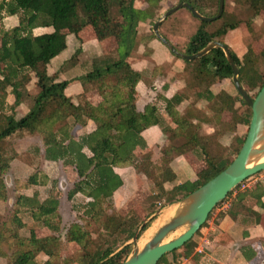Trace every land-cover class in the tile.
Here are the masks:
<instances>
[{
	"label": "trees",
	"instance_id": "trees-1",
	"mask_svg": "<svg viewBox=\"0 0 264 264\" xmlns=\"http://www.w3.org/2000/svg\"><path fill=\"white\" fill-rule=\"evenodd\" d=\"M135 1L0 0V201L8 200L6 176L18 155L11 142L24 133L41 135L48 160L61 159L74 167L78 179L68 197L71 199L83 194L89 200L83 214L84 223L73 222L65 228L57 197L41 200L37 190L32 196L17 194L11 213L6 219L0 216V257L7 258L8 264H38L40 253L47 255L41 264H122L133 244L127 243L118 249L119 235L125 236L126 243L141 227L138 235L141 237L157 218L155 212L158 209L181 200L220 173L232 162L245 141L246 134L239 135L236 131L239 125L249 126L251 107L238 90L234 95L225 89L215 92L212 88L218 81L232 79L233 76V68L221 47L192 60L194 82L191 88H197L196 96L183 111L179 105L190 100L189 94L184 92L171 98L160 96L165 102L164 111L168 117L157 103L147 104L144 110H138L136 87L143 74L133 67L130 57L137 46L139 22L150 17L152 11L137 8ZM181 1L189 2L199 12L208 15L205 7L197 1ZM236 2L247 6L254 16L264 12V0ZM114 5H119L122 20L112 18ZM6 16H17L18 23L6 28L2 22ZM201 22L185 53L203 49L239 25L237 21L225 22L216 30L209 31L206 25L210 22ZM89 24L99 39L114 38L116 46L92 59L88 70L78 77L83 92L78 95V100H74L66 93L70 81L60 79V74L64 69L81 63L78 58L81 48L59 70L50 72V63L67 48L66 31L80 37V32ZM40 27L52 28V31L35 33L34 30ZM249 28H252L250 24ZM152 37L157 38L154 33ZM232 55L240 68L241 84L247 86L249 94L250 90H256L257 94L264 84V74L257 69L259 60L264 59V47L256 50L250 46L242 59L233 51ZM33 79L36 92L31 94L28 85ZM90 90H96L102 97L98 104H93L86 97ZM9 94L14 97L12 103L8 102ZM200 100L206 101L210 113L198 106ZM25 103L29 105L27 113L17 118L18 108ZM226 114H229L228 119ZM90 120L96 125L93 131L79 137L72 133L76 125L85 126ZM204 124L212 125L213 133L201 134ZM153 125L161 127L166 139L157 160L153 159L154 151L142 136V132ZM227 133L235 135L226 155L221 151L219 139ZM190 151L203 161L196 171V179L175 183L177 174L171 163L176 156ZM116 166H132L149 181L151 191L148 199L155 206L154 215L142 216L135 208L123 215L113 209V194L123 184L122 177L114 170ZM39 176V171H35L19 187L45 185L47 177L44 175L39 179ZM249 178L215 206L196 234L208 224L216 209L227 201H230V207L219 213L220 218L226 214L235 217L234 210L239 209L251 211L260 221L259 213L252 211L244 201L250 198L264 208V181L241 189ZM167 183L172 186L167 188ZM24 212H29L36 223L47 227L49 233L39 236L32 227L29 234H22ZM151 214L153 216L146 221ZM93 222L97 225L96 233L104 238L101 243L89 229ZM68 243H75L77 247L63 254ZM194 253L195 242L191 239L180 248L164 254L158 264L177 263L189 256L197 259ZM169 254L173 255L172 261L168 260Z\"/></svg>",
	"mask_w": 264,
	"mask_h": 264
},
{
	"label": "rangeland",
	"instance_id": "rangeland-1",
	"mask_svg": "<svg viewBox=\"0 0 264 264\" xmlns=\"http://www.w3.org/2000/svg\"><path fill=\"white\" fill-rule=\"evenodd\" d=\"M195 1H197L199 4L205 7V11L208 15L214 16V14L218 12V8H219L218 0H195ZM179 2H181V0H159V1L151 0V2L148 0H136L134 2L136 7H138L139 9H142L141 7H145V9L148 8L152 11V15H150V17L144 20H140L139 22L138 34L136 37L137 46L132 50V54L130 57L131 61L133 60V58L137 57L134 59V63L139 62L137 64V67L138 66L143 67V71H144L143 74L147 81H150L151 78L150 75L152 71V64L148 63L144 58H149L151 54L154 53V48H152L151 46L150 49L149 44L150 42L153 41L152 43H154V41L157 40L156 38L152 37V34L154 33L153 25L158 20V18L161 17V15H163L168 9L177 5ZM119 11H120L119 5H114L112 10L113 19L122 20V16L120 15ZM223 13H224L223 17L208 23V25H206V29L209 31H213L219 28L225 22H232V21L239 22V25L235 29L229 30L226 35L219 38L220 41H223L230 47L231 51L235 52L242 59L243 55L250 46H253L256 50H260L264 47V12L257 16H254L253 12L247 6L237 3L236 0H225V8ZM2 22L6 28H10L15 23H18V17L13 16L12 18H9V16H6L2 20ZM201 23H202L201 20L196 16H194L188 8L181 7L172 14H170L165 20H163L160 26V31L164 36H166V38L172 41V43L174 44L177 50L184 52L191 37L199 29ZM249 24L252 28H249ZM91 29L92 31L94 30L93 26L89 24L80 32L81 35L80 37L76 36L70 30L66 31L67 38L69 37L68 46L60 54L52 58L51 71L54 69H59V67L63 65L62 62L68 57L70 58L73 55L72 53L81 45H82L81 53L78 55L79 61L80 62L87 61L88 63H91L92 59L94 57H97L96 53L106 51L107 49L116 46V41L114 38L101 40L96 36L94 32L95 30L92 32ZM47 30L52 31V28L40 27V28H36L34 31L38 33ZM159 44L163 50H166L167 52L170 53L171 57L174 60L183 63L182 66L174 65L172 70H170L169 69L170 67L167 66L161 67V69L163 70L169 69L171 71L170 72L172 74L171 79H176L180 81L181 83V87L179 89L180 92L189 94L190 100H185L179 105V109L183 111L185 106L191 100H194L196 96L195 91L197 90V88L194 89L191 88V85L194 82V72H193V64H192L193 62L174 55L165 44L161 42H159ZM155 53L154 55L158 56ZM163 53L165 54V52ZM163 53H161V55ZM164 54L161 57H165ZM89 66L90 64H88L87 67ZM66 69L68 70V72L63 70L64 73H62L61 75L62 78H68V79L73 77L75 78L78 77V75H81L82 73L87 71L85 67L82 68L81 64L79 65V67L78 66L75 68L70 67L69 68L70 70L68 68ZM257 69L262 74H264L263 58L259 60V63L257 64ZM164 83H165L164 85L168 84V86H172L174 82L169 81ZM29 87L32 94L36 92V88L33 87V85H30ZM212 88L215 92H219L220 90L225 89L234 95L237 94V89L232 79H224L218 81L212 86ZM245 88L247 89V86H245ZM172 90L174 91L175 87ZM250 94L255 97L256 90H250ZM101 98L102 97L97 94L92 99L96 101L97 99L101 100ZM28 103L30 104V102ZM198 106L208 111V113H210V111L207 108L206 101L200 100L198 102ZM163 114H165V116L168 117L167 113L164 110H163ZM21 116L22 115H19L17 116V118H20ZM226 118L227 119L229 118V114H226ZM248 127L249 126L246 125H239L236 131L237 134L239 135L247 134ZM77 130H79L78 125L74 128L73 132L77 133L78 132ZM213 131H214V127L212 125L204 124L200 132L201 134L206 135L207 133H213ZM234 135H235L234 133H227L224 134L219 139L220 143L222 144L220 147L221 151L226 155L229 154V146L233 141ZM11 143H13L12 145H14V147L18 150V155L13 163L11 171L7 173V178H6L9 184L10 200L14 201V197L16 196L15 193L17 191L15 189L16 186L14 184V178L16 177L20 180L27 179L28 176H30L32 173H34L37 170L41 174V176H39V179L44 177V175L47 177V183L45 185H40L42 196L57 197L60 201V210L64 217V222H63L64 227L67 228L68 225L73 222H79L83 224L85 221L83 220V214L85 211L86 203L89 200L83 194H77L75 197L71 199L68 197L69 191L74 187V183L78 179L77 172L74 169V167L70 164H65L61 159L47 161L48 159L45 157V155H43L39 151L38 148L39 145L42 144L41 135L38 133L26 134L25 136L22 135L21 137L17 136L16 138L13 139ZM192 153L194 155V156L191 155L192 160L196 163H199L198 159H196L195 157L197 155L194 152ZM158 156H159V151L158 148H156L154 158L156 159ZM192 166H195V163H193ZM250 179L251 178H249V180ZM126 182L127 183L125 184L123 182L124 184V185L122 184L123 188L126 189L131 186L134 187L132 193H134L135 195L132 196L130 194V196L127 199H124L123 201L119 199L120 201L118 203L119 206L117 210L123 215H125L132 208H135L142 216L152 213L155 210V206H153L148 199V195L151 191V184L149 183V181L144 176L135 174L134 176H132L131 181L129 182L126 181ZM10 200L4 202L3 206L1 207V210L4 213L6 212V216H8L13 210L12 203L10 202ZM171 207H173V205ZM113 209L116 211L115 207ZM165 209H161L160 212L157 213V218L152 222V224L157 219L162 217V215L167 211H169V213L172 211V208H169L167 210ZM150 216H148L145 220L149 221L151 218ZM89 229L93 232V235L98 243H101L104 240L102 236L96 233L97 225L94 222L90 224ZM183 230L184 229H180L176 231L170 236L169 239L170 240L174 239ZM145 234L141 235L140 244H143V242L150 236V235L145 236ZM200 234L201 232L199 234H195L192 239L195 240L196 242L199 241ZM125 241H126L125 236L119 235L118 249L122 248L127 243L133 244L132 240L124 243ZM76 247L77 245L75 243L69 245L65 244L64 250L71 252ZM167 257L168 260L170 261L173 260V255L169 254Z\"/></svg>",
	"mask_w": 264,
	"mask_h": 264
},
{
	"label": "crops",
	"instance_id": "crops-1",
	"mask_svg": "<svg viewBox=\"0 0 264 264\" xmlns=\"http://www.w3.org/2000/svg\"><path fill=\"white\" fill-rule=\"evenodd\" d=\"M141 8L145 9V7H141ZM12 17L13 16H9V18H12ZM16 24L17 23L12 25V27L15 26ZM47 31H50V30H47ZM38 33H42V32H38ZM156 39L157 40H155L154 43H152L153 41L150 42L149 47L151 49V46H152V48H154V53L156 52L155 54H157L158 56L152 53L149 58L143 57L148 63L152 64L150 81H147L145 79L144 74H143L144 73L143 67L142 66L137 67V64L139 62L134 63V59L137 57L133 58V60L131 61L133 67L141 71L143 74L142 80L137 84V87H136L137 92H138L136 105H137L138 110L140 111L144 110L147 104L157 103L158 107L163 112L164 107H165V102L160 98V96L171 98L176 93L180 92L179 89L181 87V83L179 80L171 79L172 74L170 73L171 72L170 70H172L174 65L182 66L183 63L174 60L171 57L169 52H167L166 50H163L160 47L159 42L161 41L158 38ZM67 41L69 42V37L67 38ZM81 46H79L78 48L82 49ZM111 48H114V47H111ZM110 49H107V50H110ZM76 50L72 54H74ZM103 52L104 51L98 52L96 54L101 55L103 54ZM163 52H165V54ZM161 53H163L165 57H161L163 55V54L161 55ZM67 59H65L62 63H64ZM82 62L71 68H75L77 66L79 67V65L81 64L82 68L85 67L86 70H88L87 66L90 63L86 62L82 64ZM51 66H52V61L50 63V72L59 70L62 67V66L59 67V69H54L53 67L54 70L51 71ZM162 66L170 67L169 68L170 70L169 69L163 70L161 69ZM64 71L68 72L67 69H64ZM64 71L61 72L60 79H67L70 81L66 89V93L68 96H72L74 100H78V97H79L78 95L83 92V86L80 80L78 79L80 75H78V77H75V78L73 77L70 79L62 78L61 75L62 73H64ZM169 81L174 82L172 86H168V84L164 85L165 84L164 82H169ZM30 85H33V87H35V79H33L32 82L28 85L29 90H30V87H29ZM174 87H175V90L173 91L172 89ZM97 94L100 95L96 90H90L86 92V97L93 104H98L101 100L97 99L95 101L92 99ZM9 96H8V100H9L8 102L12 103L14 101V97L11 94H9ZM28 107L29 105L25 103L20 108H18L17 116L19 115L23 116L24 114H26L28 111ZM78 126H79V130H77L78 131L77 133L73 132L75 127L72 130V133L76 137H79L85 133L91 132L96 127L95 123L91 120L85 126H82V125H78ZM26 134H29V133H24L23 135L25 136ZM142 136L146 140L147 145L153 149L154 154L156 152V148H158L159 156L155 159L153 155V159L157 160L161 155V147L166 142V139L163 135L161 127L159 125L150 126L142 132ZM38 148H39V151L43 155H45L43 143L39 145ZM85 151L88 153V149H86ZM191 155H193V153L190 151V152L183 154V156L182 155L176 156L174 160L172 161L171 165L177 174V180L175 183H181L184 180H195L196 179V171L203 164V161L199 157L195 156L199 162V163H196L192 160ZM15 159L12 161L11 168L9 171H11ZM193 163H195V166H192ZM114 170L116 173H118L122 177L124 184L127 183L126 181L128 182L131 181L132 176H134L135 174H138L135 168L132 166H116L114 167ZM26 180L27 179L20 180L16 177L14 178V184L16 186L15 189L17 190L15 195L22 193L27 196H32L34 192L37 190L39 191L41 200H44L47 198V197L42 196V191H41L39 184H33L26 188H20L19 185H21ZM260 180L264 181V173H261L260 175H253V177H251L249 181H247L246 183L242 185L243 187L241 189H245L246 187H251L252 185L256 184ZM6 182H7V179H6ZM123 185L120 186L113 194V201H114L116 209H118V206H119L118 203L120 200L123 201L124 199H127L130 196V194L132 196L135 195L134 193H132L134 187L131 186L125 189L123 188ZM171 186L172 184L170 183L166 184L167 188ZM7 188H8V200H10L8 182H7ZM15 197H14V201L10 200V202L12 203V207H14ZM263 200H264V197H263ZM6 201H0L1 219H6L7 217L6 212L4 213L1 210L3 203ZM244 203L247 205V207H251L252 211L259 213L260 221L256 220L257 215L252 213L251 211H248V210L242 211L239 209L234 210V212L236 213L235 217L231 216L230 214H226L224 217L220 218L219 213L221 211H225L228 207H230V201H227L221 207L217 208V210L213 213L212 217L208 221V224L202 228L201 234L199 236V241L196 242L194 240L195 242L194 255L195 254L197 255V259H194L193 256H189L187 258L186 257L182 258L177 263H171V264H264V208L256 203H253L252 199L250 198L246 199ZM59 209H60V206H59ZM60 213H61V210H60ZM61 215H62L63 222H64L63 214L61 213ZM22 219L25 223V227L21 230L22 234L24 235L29 234V230L32 227L35 228V231L37 235L39 236H43L49 233V229L45 226H41V224L36 223V221L32 218L29 212H24L22 214ZM69 244H72V243H68V245ZM67 253L68 251L64 250L63 254H67ZM46 259H47V255H45L44 253H40L37 256V263L41 264ZM0 264H8L7 258L0 257Z\"/></svg>",
	"mask_w": 264,
	"mask_h": 264
},
{
	"label": "water",
	"instance_id": "water-1",
	"mask_svg": "<svg viewBox=\"0 0 264 264\" xmlns=\"http://www.w3.org/2000/svg\"><path fill=\"white\" fill-rule=\"evenodd\" d=\"M181 7L188 8L191 13L201 21L211 22L222 16L225 8V0H219L218 12L214 16L204 15L189 2L181 1L168 9L154 23L153 32L172 53L188 61L208 54L215 47H221L233 68V83L238 92L251 107L252 117L245 141L232 162L216 176L199 186L181 200L158 209L155 212L156 215L161 209H165L166 207L168 208L165 210L169 208L173 210L169 217H167V219L154 231L146 243L140 244L141 237L138 235L141 227H139L132 239L134 244L133 248L122 264H158L164 254L180 248L187 241L191 240L201 226L207 221L209 214L215 206L221 203L240 183L256 173L264 171V84L256 96L252 98L239 80L240 68L233 58L230 47L223 41L217 39L213 40L203 49L191 54L177 50L174 44L162 34L160 26L163 20ZM169 205H173V207ZM180 229L184 230L177 237L170 240V236ZM145 232L143 234H145Z\"/></svg>",
	"mask_w": 264,
	"mask_h": 264
},
{
	"label": "bare ground",
	"instance_id": "bare-ground-1",
	"mask_svg": "<svg viewBox=\"0 0 264 264\" xmlns=\"http://www.w3.org/2000/svg\"><path fill=\"white\" fill-rule=\"evenodd\" d=\"M173 210V209H172ZM172 212V211H171ZM171 212L169 213V211H167L166 213H164L162 215V217H160L159 219H157L152 226L147 230L145 236L150 235L143 243H146L148 241V239L152 236V234L154 233V231L167 219V217H169V215L171 214ZM169 213V214H168ZM168 214V215H167Z\"/></svg>",
	"mask_w": 264,
	"mask_h": 264
}]
</instances>
